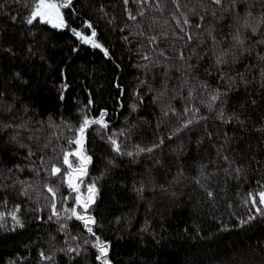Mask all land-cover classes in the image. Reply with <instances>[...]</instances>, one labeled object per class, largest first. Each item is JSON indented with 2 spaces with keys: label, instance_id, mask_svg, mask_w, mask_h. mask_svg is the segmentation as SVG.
Here are the masks:
<instances>
[{
  "label": "trees",
  "instance_id": "16d2710c",
  "mask_svg": "<svg viewBox=\"0 0 264 264\" xmlns=\"http://www.w3.org/2000/svg\"><path fill=\"white\" fill-rule=\"evenodd\" d=\"M25 3L26 0H0V31L6 29L0 44L12 45L17 52L15 57H9L0 51V93H3L0 95V120L15 118V124L30 121L28 129L31 131L22 130L20 138L36 151V156L30 159L37 160L43 155L44 167L48 168L52 163L60 166L63 155L61 147L64 150L76 148L68 142L74 132L65 125L76 126L81 120L82 108L87 105V114L96 118L101 111L107 112L105 121L108 128L93 125L87 132L85 149L92 156V163L88 167L85 186L103 174V178L96 181L100 188L99 198L89 211L99 225L94 230L102 239L111 242L110 258L113 264H185L186 261L199 264L210 258L213 264H220L238 249L252 250L255 264H261L264 261V252L260 251L264 249V222L254 221L241 228L238 221L249 214L251 206L246 203L248 194L264 185V151L257 152L262 140L252 127L253 123L258 126L264 105L248 108L252 120L245 130L235 123L224 125L215 119V114L209 113L200 104V97L204 95L202 90L189 99V85H196L197 88L199 85L193 78L181 88L182 78L186 75L185 67L181 66L183 62L178 59L181 49L186 57L193 51L202 57L192 56L190 63L198 64L194 72L188 70L193 77L198 76L212 87L219 86L222 90L227 86L226 82L217 79L209 51L212 45L206 32L193 28L191 42L177 39V35L184 33L179 32L172 20L173 12L179 17V11H176L171 0H161L165 9L163 13L154 11L155 0L153 7L146 6L148 19L138 18L144 35L135 34L140 29L127 20L122 0H74L73 6L79 15L69 16L71 10L65 9L66 19L78 30H81L82 20H90L97 29V39L109 49L112 57L109 59L99 49L81 44L67 30L59 31L38 22L33 26L22 23L28 14ZM180 3L196 6L198 0H180ZM101 5L108 16L98 11ZM128 8L134 14L138 11L131 0ZM180 11L187 10L181 8ZM10 16L16 17L15 23L10 21ZM112 16L116 17L115 25L108 23ZM210 19V15L206 17L205 27ZM191 20L193 24L198 22L195 17H191ZM229 23L230 20L225 19L217 24V39L225 43L231 41L227 35ZM120 28H124V31H120ZM84 31L87 33L89 30ZM148 35L158 36V45L150 44L146 38ZM29 47L32 53L28 52ZM261 47L264 46H257L258 50ZM74 48H79V51H73ZM160 51L171 59L160 57ZM144 55L151 57L155 63L145 60ZM248 62L255 66L254 59L249 58ZM150 63L152 66L146 69L144 65ZM237 67L244 70L243 64ZM205 69H211V75ZM250 71L258 77V69L253 67ZM16 72H20L28 83L16 80ZM65 77L68 89L63 93L65 99L61 101L59 86L65 82ZM165 79L167 94L157 101L154 97ZM142 81H147L153 91L142 86ZM137 88L142 101L134 95ZM249 91L257 100L260 99L258 88L253 86ZM231 96L229 107L234 104L239 108L240 103L250 99L243 91L232 92ZM89 99L93 101L91 105L87 104ZM13 103V112L5 113L3 106ZM169 103L176 109L177 115L164 119L161 107H167ZM22 104L28 105L27 113L22 110ZM185 106L200 107L201 114L208 119L194 123L179 136L168 139L172 128L180 124L181 115L185 120L192 117V113L183 114ZM158 124L161 127L158 128ZM122 131L124 135H120ZM8 132H0V211L10 213L19 205V216L25 227L11 231L13 222L10 215L0 221L4 225L0 227V264H9V261L14 264H53L41 259V250L46 254H55L54 264H99L95 260L96 251L91 246H87L86 256L73 261H69L68 255L56 251L58 248L75 246L78 242L82 244L85 238H94L89 237L81 222L75 218L57 222L53 216L52 220H48L51 215V194L44 185L51 183L53 187H58L55 202L61 216L66 215L63 207L75 206V193L58 178L49 180L43 168L39 169L38 175L31 171L33 166L29 159L24 158L27 149L9 144ZM225 133L233 138L232 143L224 145L218 155L216 149L224 143ZM30 136L34 139H28ZM109 136L117 139L122 150L126 151H134L137 144L151 146L158 142L160 136L164 137L165 142L153 153L128 157L120 156L113 150L108 142ZM201 140L203 143H199ZM45 143L49 145L48 148L38 150V145ZM181 145L183 153L177 151ZM223 155H228L229 160L235 159L236 164L232 167L237 164L245 167V174L237 179L225 173L224 169L229 165L222 159ZM253 155L261 163L253 160L249 164V158ZM110 160L117 166H110ZM73 161L76 163L75 158ZM17 164L24 170H15ZM202 165H207L204 169L206 173H213L207 181L200 177ZM8 169H13L11 178ZM179 169H183L184 173L181 182L172 183ZM198 178L215 193V201L209 200L195 183ZM17 181H24V187L31 183L28 196L22 195V186ZM141 182L145 185L142 197L133 190V186L139 187ZM12 184L15 187H10ZM154 186L155 190H152ZM162 187L167 191H162ZM61 196L66 199L62 200ZM62 224L66 225L63 229ZM145 227L149 230L141 232ZM185 229L188 231L185 232ZM196 229L206 238L200 239ZM74 236H78L79 241H74Z\"/></svg>",
  "mask_w": 264,
  "mask_h": 264
},
{
  "label": "snow or ice",
  "instance_id": "6c2138e0",
  "mask_svg": "<svg viewBox=\"0 0 264 264\" xmlns=\"http://www.w3.org/2000/svg\"><path fill=\"white\" fill-rule=\"evenodd\" d=\"M16 2H19V0H16ZM131 2L135 3L138 7L136 14L133 13L132 9L128 8L130 0H122V4L125 6L127 14V20L132 21L135 27L140 29L139 32L135 33L136 35H144V30L141 23L138 22V18H143L144 20L148 19L146 16V6L153 7V0H131ZM171 3L175 6L176 11H179V17H177L176 12H173L172 20L175 21V25L179 28V32L184 33V35H177L176 38L179 40H186V42H191L193 40L191 35V30L193 28L197 30H204L211 41L212 47L209 51L212 53V66L216 69L217 79L219 81L226 82L227 85L222 90L219 86L212 87L207 81L200 80L198 76L193 77L192 72L195 71L198 64L194 65L190 63L192 56H197L198 58L202 57L195 51L186 57L184 51L181 49L179 51L178 59L183 62L181 66L185 67L186 73V75L182 78L181 88L183 84H188L191 79L195 78L198 82L199 88H197L196 85H189V99L191 100L193 98V94H195L198 90H202L204 95L200 97V104L209 113H214L215 119L219 120L221 124L224 125H231L235 123L246 130L249 125V121L252 120V116L247 111L248 108L255 109L258 104L264 105V47L259 48V50L257 48V46H264V0H198V4L196 6H190L187 3L182 5L180 0H171ZM73 5L74 0H26L24 6L28 8V14L23 18L22 23L28 26H33L38 22L59 31L67 30L81 44L88 45L92 49H99L103 52L104 56L112 59L109 54V49L97 39V29L90 20H82L80 24L81 30H78L77 27L71 25L69 19H66L65 9L71 10L69 16L79 15ZM181 8H184L187 11H180ZM164 10L165 9L161 4V0H155L154 11L163 13ZM98 11L102 13L103 16H108V13L105 11L103 5L98 8ZM225 14H227V16ZM209 15L211 19L208 22V26L205 27V19ZM191 17H195L198 22L193 24ZM9 19L12 23L16 22L15 16H10ZM225 19L230 20V23L227 25L229 28L227 35L231 37V41L227 43L222 40H218L216 36L217 24L223 22ZM115 21L116 17L112 16L111 19L108 20V23L115 25ZM167 23L168 21L165 20V24ZM125 27H128V25L125 24ZM85 29L89 31L86 33L84 31ZM5 31L6 29L4 31H0V39L3 38ZM120 31H124V28H120ZM220 31H223V29H220ZM30 34L33 36L35 35L34 33H31V30ZM146 38L152 45H158L159 43V37L156 35H148ZM125 39H127V37H125ZM165 39H167L166 34ZM200 43H204V41H200ZM185 46H187V43ZM0 51L8 54L9 57H15L17 55V52L14 50L12 45L4 46L0 44ZM73 51H79V48H74ZM153 51H155V48ZM28 52L32 53L31 47L28 48ZM206 54L207 53H205V55ZM159 56L165 57L164 52L160 51ZM249 58L255 60V66L248 62ZM144 59L155 63V61H153L148 55H144ZM168 59L171 58L165 57V60ZM152 63L144 65V67L146 69L150 68ZM242 64L244 65L243 71L237 67ZM117 67H119V65H117ZM253 67L258 69V77L257 75H253L251 73L250 69ZM189 69H191L192 72H189ZM205 71L211 75V69H205ZM164 75L167 77V72H165ZM14 78L23 84L28 83L20 72H16L14 74ZM141 85L147 86L148 91H153L152 86L148 85L147 81H142ZM253 86L259 89V92L257 93L260 97L259 100H257L249 91V89ZM117 87L119 88L120 85L117 84ZM67 89L68 83L66 82L65 77V82L59 86V91L61 93L59 100L63 101L65 99L63 93L67 91ZM122 91L123 90L121 89V92ZM167 91V79H165L162 82L161 90L156 93L154 99L159 101L162 97L166 96ZM241 91H243L244 94H247L250 99L240 103L239 108L235 107L234 104L232 107H229L230 102L232 101L231 93ZM0 95H3V93H0ZM134 95L142 101L139 88L135 90ZM92 103L93 101L91 99L87 102L88 105H91ZM14 108V103L8 104L3 106V111L5 113H11ZM133 109H135V105H133ZM22 110L27 113L29 111L28 105L22 104ZM161 111L164 119H167L170 115H177L176 109L170 103L167 107L162 106ZM187 113H192V117L185 120L183 119V115H181L180 124L172 128L168 139L179 136L185 131V129H189L194 123L198 124L200 121H206L208 119L207 116L201 114L200 107L193 106L192 108H189L185 106L183 108V114ZM106 116L107 112L101 111L98 118L90 117L87 114V105L82 108L81 120L78 124L76 126L71 124L65 125L68 130L74 132L73 138H71L68 142L69 144H74L76 148L74 150H64L63 147H61L63 155L60 166L52 163L48 168L44 167L45 160L43 155L39 156L37 160L30 159L36 156V151L33 150L31 145L23 143V140L20 138L22 130L31 131V129H28V123L30 121L15 124L13 122L15 118L7 121L0 120V132H8L9 129L12 130L11 132H8L7 142L20 148L27 149V154L24 158L29 159L30 164L33 166L30 169L31 171L38 175L39 169L43 168V171L48 173L49 180H51L52 177H56L61 183L66 184L67 188L72 193H75V196L73 197L75 206L63 207V212L66 215L61 216L55 202L57 199L58 187H53L51 183H46L44 185L48 193L51 194V200L49 203L51 215L48 216V220H52L53 216L57 218V222L75 218V220L81 222L83 229L88 233L89 237L94 238H85L82 244L78 242L75 246L56 249L57 252L68 255L69 261L76 260V258L80 256H86L87 246H91V248L96 251L95 260L99 261V264H113V260L110 258V251L112 248L111 242L102 239L101 236L94 230V227H98L99 225L97 224L96 217L90 214L89 211L94 205H96L97 199L99 198L100 188L97 186L96 181L97 179H102L103 174L100 177L90 180L85 186V178L88 176V167L92 163V156L88 155L85 149L87 132L93 125H98L101 128L107 129L108 123L105 121ZM157 127L159 128L161 125L158 124ZM252 127L260 134L262 140V143L257 148V152L264 151V113H261L259 116L258 126L256 123H253ZM130 132L131 129H129V133ZM120 135H124V132L122 131ZM210 136L211 134H209V138ZM127 138L128 137L126 136L125 139ZM28 139L31 140L34 139V137L30 136ZM35 139L37 141L39 140L38 137H35ZM57 139H59V137H57ZM232 139V137H228L227 133H225L224 143L216 149L218 155L224 145L232 143ZM108 142L118 155L135 157L143 153H153L156 149L160 148L165 141L164 137L160 136L158 138V142L152 144L151 146H141L139 144L135 145L134 151L122 150L121 143L112 136L108 137ZM199 143H203V140ZM48 146L49 145L47 143L42 146L38 145V150L42 151L43 149L48 148ZM53 151H55V149H53ZM177 151L179 153H183V146L181 145ZM73 158H75L76 163H74ZM222 159L229 165L224 169L225 173L234 176V178L239 179L247 171L245 167L240 166L239 164L232 167L233 164H236V161L235 159L229 160L228 155H223ZM253 160H255L257 164L261 163V160L257 159L255 155L249 158L248 163L251 164ZM108 163L112 167L117 166L112 160ZM63 166H66V168ZM205 168H207V165H202L200 169V177L203 181H207L210 176L213 175V173H206L204 171ZM15 170L23 171L24 169L17 164L15 166ZM8 173L9 178H11L13 169H8ZM183 175V169H179L172 183L181 182V177ZM202 179H196L195 183L201 190L204 191L209 200L215 201V193L211 190L207 183L202 182ZM17 182L22 186V195L28 196V188L32 187L31 183H29L27 187H24V181ZM257 183H259V181ZM10 187H15V184L10 185ZM133 190L142 197L145 190L144 183L141 182L139 187L134 185ZM152 190H155V186ZM161 190L167 191V189H164L163 187ZM173 195L175 194L173 193ZM60 198L62 200L66 199V197L63 196ZM4 203L6 205L7 201L5 200ZM246 203L251 206L249 208V214L245 217L239 218L238 226L243 228L246 225H251L254 221L264 222V185H262L258 191L249 193ZM20 211L21 209L19 205H16L10 213L0 211V221H3L6 216L10 215L13 222L10 230L16 231L17 227L23 229L25 225L22 218L19 216ZM38 211H43V209H38ZM253 212L254 214H252ZM3 226V224H0V227ZM65 227V224L61 225L62 229ZM148 230L149 229L145 227L141 229V232ZM187 231L188 229H185V232ZM196 235L200 239L206 238L202 233H200L199 229H196ZM53 239H55V237H53ZM73 240L79 241V237L74 236ZM64 243L67 244V240H65ZM260 251L264 252V249H260ZM39 255L42 260L50 261L54 264V253L46 254L43 250H41ZM9 264H14V262L9 261ZM77 264H79V262H77ZM185 264H189V262L186 261ZM191 264H196V262L193 261ZM199 264H213V261L210 258L208 261L199 262ZM220 264H255V257L252 255V250L238 249L229 254V256L224 261H221ZM261 264H264V261H262Z\"/></svg>",
  "mask_w": 264,
  "mask_h": 264
}]
</instances>
